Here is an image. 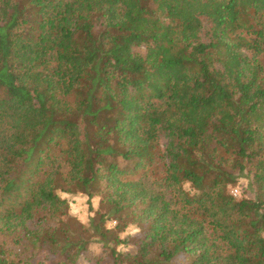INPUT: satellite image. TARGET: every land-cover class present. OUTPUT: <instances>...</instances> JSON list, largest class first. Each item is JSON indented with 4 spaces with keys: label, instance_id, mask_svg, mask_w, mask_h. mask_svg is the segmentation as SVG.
Returning a JSON list of instances; mask_svg holds the SVG:
<instances>
[{
    "label": "trees",
    "instance_id": "trees-1",
    "mask_svg": "<svg viewBox=\"0 0 264 264\" xmlns=\"http://www.w3.org/2000/svg\"><path fill=\"white\" fill-rule=\"evenodd\" d=\"M81 258L264 264V0H0V264Z\"/></svg>",
    "mask_w": 264,
    "mask_h": 264
},
{
    "label": "rangeland",
    "instance_id": "rangeland-1",
    "mask_svg": "<svg viewBox=\"0 0 264 264\" xmlns=\"http://www.w3.org/2000/svg\"><path fill=\"white\" fill-rule=\"evenodd\" d=\"M87 122H88V118L86 116L83 115H79L77 118V131L79 133V135L86 141H89L91 139V136L87 130ZM109 143L111 142L112 147H116L115 144V139L114 136L111 135L109 136ZM105 161L108 162H114L117 165H119L121 168H127L130 169L131 166L128 163L123 162L118 156H109L105 158ZM249 179L245 178H241L239 179V182L237 183V185L232 188V189H237L238 191V197H236L237 199L240 198H245V199H254V191H252L249 186ZM69 201H71L70 205V213L71 215H73L74 217H76L79 221H81L82 223H87L89 220V217L91 215H93L95 209L97 208V203L98 200L97 198L92 200V209L93 211L90 212L88 210V206L86 204V199L83 196L80 195H75V197H70ZM114 225V222H110L107 224V227H112ZM136 230L134 228H129L125 233L120 234V237H123L125 235H129L131 237L136 235ZM121 247V249H125V251L127 252H133V247ZM90 252L94 255H97L98 253H100V247L99 245H94L92 246V248L90 249ZM78 264H88L87 261L84 258H81L78 261Z\"/></svg>",
    "mask_w": 264,
    "mask_h": 264
},
{
    "label": "built area",
    "instance_id": "built-area-1",
    "mask_svg": "<svg viewBox=\"0 0 264 264\" xmlns=\"http://www.w3.org/2000/svg\"><path fill=\"white\" fill-rule=\"evenodd\" d=\"M231 194H232V196H234V197H238V191H237V189H232V190H231Z\"/></svg>",
    "mask_w": 264,
    "mask_h": 264
}]
</instances>
